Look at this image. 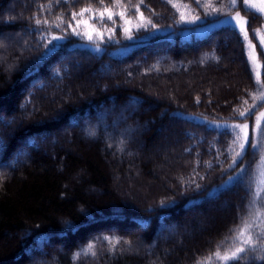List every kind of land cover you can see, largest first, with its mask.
I'll return each mask as SVG.
<instances>
[{
    "label": "trees",
    "instance_id": "obj_1",
    "mask_svg": "<svg viewBox=\"0 0 264 264\" xmlns=\"http://www.w3.org/2000/svg\"><path fill=\"white\" fill-rule=\"evenodd\" d=\"M238 13L255 44L244 0H0V264H264V124L246 151L231 128L263 107ZM86 26L104 38L79 44Z\"/></svg>",
    "mask_w": 264,
    "mask_h": 264
},
{
    "label": "rangeland",
    "instance_id": "obj_2",
    "mask_svg": "<svg viewBox=\"0 0 264 264\" xmlns=\"http://www.w3.org/2000/svg\"><path fill=\"white\" fill-rule=\"evenodd\" d=\"M245 6L248 9H250L246 4H245ZM250 10L255 12V14H257L258 17L260 18V20L257 22L253 21V25L256 28V30H255L256 35L255 36L258 40L257 42H255V44H254L251 36H250L251 40L249 37L247 39L245 38L244 32L241 31V24L238 23L235 19H233L234 17L237 16V14L231 15L229 17H226V19L222 20V21H225V23H229L232 26L236 27L241 32L242 38L244 40V46H245V51L247 54L248 64H249L250 70L253 74L255 85H256L258 92H259V102H263V107L256 114V116L252 122H250V123L245 122L242 124H236V125H243V124L248 125L247 132H248V139H249L250 143H245V148L242 151H246L249 148L250 144L251 145L253 144L252 140H254V138H257V135H258L261 127L264 124V86L262 85V82H261L262 81L261 79H262L263 74H264V14L258 13L255 9H250ZM240 17L242 20L247 21L249 23V20L246 17L241 16V15H240ZM146 21H147V19H145V18H144V20H141V16L136 17V18H129L126 20L128 26L125 25L124 30L126 31V29H127L126 32L129 35L131 31L144 28L148 24ZM248 23H247L246 27H248ZM128 27L129 28L133 27V28L130 30ZM84 30L85 31H83V32H85L84 36L86 37L87 43L85 41L80 40L78 42L79 44H81L80 42H82V44L85 43L88 46H93L92 45V44H94L93 41H98V40L101 41L104 38L102 33L98 34L95 31V29L91 26H86L84 28ZM0 48H1V45H0ZM101 74H102V72L100 71V72H97L96 74L93 75L95 77V79L93 81V85H95V86L98 85L97 77H99ZM257 125H259V127H257ZM167 126H170V125H167ZM232 126L233 125H231V128H234ZM166 128L167 127L163 128L161 131L162 139H163L165 144L167 142V140L164 138L165 137L164 135L166 134ZM234 129L238 130V133H239L240 138H241V143L244 142L243 141V133L240 132V129L239 128H234ZM145 130H146V128H145ZM123 133L127 134L128 132L125 130L122 132V134ZM107 135H110V133H107ZM70 145H71L70 141L66 140V139H64V140L60 139L59 143L57 144V146H59L62 149H66V148L70 149V147H71ZM137 145H138L137 146L138 147L137 148V154L140 155L142 153V150L144 149V144L139 137L137 138ZM149 151H148L149 156L153 158V156L155 157V156H158V154H161L162 149L153 148V150H149ZM50 155L52 156V151L50 152ZM146 160H147V157H146ZM259 174L261 176V179L263 180L264 179V161L260 165ZM112 176H113L112 178L114 181V192H115V194H117L119 196H125L130 200L133 199L134 195L131 194L132 193L131 187L128 185L125 186L123 183H120L121 177L119 178L118 174L115 171L112 172ZM206 222L203 225L204 227L207 226ZM203 226L198 228L197 232L202 231L204 228ZM189 228L190 227H183L182 228L184 235H186L188 237L192 235V232L190 233Z\"/></svg>",
    "mask_w": 264,
    "mask_h": 264
},
{
    "label": "snow or ice",
    "instance_id": "obj_3",
    "mask_svg": "<svg viewBox=\"0 0 264 264\" xmlns=\"http://www.w3.org/2000/svg\"><path fill=\"white\" fill-rule=\"evenodd\" d=\"M144 2V0H141V4ZM233 3L236 2V0H232ZM244 3L250 8V9H255L258 13L264 14V0H244ZM175 6V5H174ZM84 11H88V9H85ZM105 11L110 12V9H105ZM137 11H139V6H137ZM121 15H124V13H121ZM101 16H103V13H101ZM109 18H111V16H109ZM233 19H235L238 23L241 24V31L244 32L245 38H248V32H247V21H244L241 19L239 13L237 14L236 17H234ZM141 20H144V17L141 15ZM147 23H150L148 21H146ZM127 31V29H126ZM129 38H131L129 36ZM241 116L245 115L244 112L240 113ZM232 127L234 128H239L240 132L243 133V141L242 143H240L239 147L241 148V150H243L245 148V143H250L249 139H248V125L247 124H243V125H233ZM257 127H259V125H257ZM254 147V146H253ZM241 153L237 152L236 156H240ZM232 178L230 177V180ZM248 225L247 222H245V230L247 229ZM240 235L243 236L244 235V231L240 232ZM245 243H249V241L245 240ZM92 246L90 245L89 248H91ZM244 249L243 248H237L235 252L232 253V259L237 260V262L242 259L243 257L238 256V253H243ZM224 259H229L228 256H225Z\"/></svg>",
    "mask_w": 264,
    "mask_h": 264
}]
</instances>
